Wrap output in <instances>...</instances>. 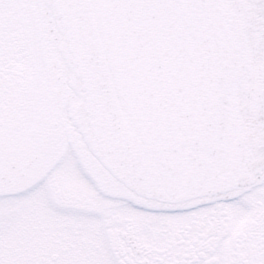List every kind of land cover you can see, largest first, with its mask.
Returning <instances> with one entry per match:
<instances>
[{
	"label": "snow or ice",
	"instance_id": "1",
	"mask_svg": "<svg viewBox=\"0 0 264 264\" xmlns=\"http://www.w3.org/2000/svg\"><path fill=\"white\" fill-rule=\"evenodd\" d=\"M0 264H264V0H0Z\"/></svg>",
	"mask_w": 264,
	"mask_h": 264
}]
</instances>
